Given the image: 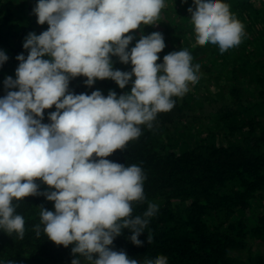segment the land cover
<instances>
[{
  "label": "clouds",
  "instance_id": "1",
  "mask_svg": "<svg viewBox=\"0 0 264 264\" xmlns=\"http://www.w3.org/2000/svg\"><path fill=\"white\" fill-rule=\"evenodd\" d=\"M164 7V0H38L33 14L49 27L25 37L28 55H17L15 79L6 76L7 94L0 98V230L7 235L24 238L25 218L17 208L25 197L43 195L55 210L40 206L33 232L57 246H72L71 264H168L163 254L141 261L113 249L125 229L142 247L139 237L158 205L149 201L134 216L133 204L146 200L147 177L136 164L107 159L139 138L141 126L152 129L157 115L174 107L173 97H183L199 80L200 65H193L188 48L157 63L164 36L145 35L142 26L156 25ZM188 12L200 46H217L223 54L246 35L224 0H194ZM137 29L139 39L129 50ZM112 57L130 63L131 71L114 69ZM8 59L0 50V67ZM81 76L88 87L111 79L120 89L131 83V91L70 92V81ZM53 106L51 122L43 123ZM37 180L48 190L41 192ZM152 241L149 232L147 242Z\"/></svg>",
  "mask_w": 264,
  "mask_h": 264
},
{
  "label": "trees",
  "instance_id": "2",
  "mask_svg": "<svg viewBox=\"0 0 264 264\" xmlns=\"http://www.w3.org/2000/svg\"><path fill=\"white\" fill-rule=\"evenodd\" d=\"M173 2L162 10L167 11V16L159 26H142L145 35L160 32L164 36L166 47L158 53L157 63L163 62L164 55L190 46L195 39L188 12L194 0ZM224 2L243 25L249 23L243 17L250 14L251 0ZM37 3L38 0H0V50L9 57L0 67V98L7 94L6 76L15 79L17 55H28L23 48L25 37L31 32L39 35L49 27L47 23H37L33 14ZM252 9L258 15L259 10ZM244 31L249 33V27ZM134 34L136 39L129 50L139 39L140 29L134 30ZM188 49L193 61L196 52L204 55L205 63L210 62L211 66L206 67L208 75L219 89L215 99L206 105L203 97L198 98L189 87L183 97H173L175 105L170 111L157 115L152 129L141 126L139 138L107 157L126 166L136 164L147 177L146 200L133 204L134 216L142 215L149 201H157L158 205L156 215L139 237L142 247L128 239L132 234L128 229L114 240L112 247L141 261L145 256L155 258L163 254L168 264H264V211L258 212L256 206L260 202L263 207L264 200V39L248 43L242 39L238 46L223 54L211 44H196ZM225 57L232 58L231 65L223 62ZM249 57L251 60L247 62ZM112 60L114 69L131 71L130 63L125 65L118 57ZM213 68L216 71L212 72ZM222 77L225 80L221 81ZM86 79L83 76L72 79L69 91L90 95L100 90L104 96L110 90L118 95L131 91V83L120 89L115 81L104 79L88 87ZM55 110V106L46 109L42 122L50 123L48 114ZM207 115L217 127L203 123ZM178 125L197 127V133L193 134L196 140L193 137L180 142L173 138L171 127L178 129ZM222 134L242 138L231 143H214V138ZM36 182L41 192L48 190L42 181ZM24 200L17 212L25 218V236L19 239L0 230V264L9 260H15L16 264H71L72 246H57L43 234L37 238L33 232L34 225L39 223V207L54 211V202L43 195ZM149 232L153 236L151 244L147 242Z\"/></svg>",
  "mask_w": 264,
  "mask_h": 264
},
{
  "label": "rangeland",
  "instance_id": "3",
  "mask_svg": "<svg viewBox=\"0 0 264 264\" xmlns=\"http://www.w3.org/2000/svg\"><path fill=\"white\" fill-rule=\"evenodd\" d=\"M173 1L174 0H169V1L164 0L165 7L162 10H165L168 7L169 2H171V4H174ZM251 2H252V8H254L255 10H259L258 11L259 13H258V15H256V13H254L253 9L251 8L250 10H248L250 12V14H248V16L243 17L245 22H249V23L244 24V28L249 27V33H247L243 38V41L245 43H248V41L261 40V38L264 39V0H251ZM162 10L160 13V19L157 20V22H156L157 26H159V23H161V20L163 21L164 16L167 14V11H162ZM196 44H197L196 40L192 39V42H190V46L186 45V46H188L186 48H190L191 46H195ZM250 48L252 49L253 45H251ZM195 54H197V55H195ZM237 54L238 53H236L234 56L236 57ZM193 55H194L195 60L192 61V63H193V65L198 63L200 65V71H199L198 82H196L194 84H190L189 85L190 90H191V92L196 93V96L198 98L203 97V99L205 101L204 104L210 105L209 103L212 102L213 99H215L214 96H215L216 92L218 91L219 87L213 83L215 80L212 81V79L210 78V75H208L209 70L206 67L211 66L210 62L205 63V61L203 60L204 59L203 54L199 55L198 53L193 52ZM225 58L226 59L223 62L226 63V61H227L226 64L231 65L230 63L233 61L232 58L231 57H225ZM219 60L222 61V59H219ZM250 60H251V58L249 57L247 62H249ZM211 61L213 62V64L215 63L214 59ZM220 65H221V63L217 64L216 66L219 67ZM216 69L217 68H213L212 72L216 71ZM222 78L223 79L221 81L225 80L224 77H222ZM204 113H206V112H204ZM197 114L200 115L201 112H197ZM209 119H210V116L207 115V119H206V121L203 120V123H205L206 125H211L214 128L217 127V124H215V123L211 124ZM178 126H179L178 129L175 127H171V129H172V137L175 139H179L177 141H180V142H182L184 139L190 140L191 138L195 137L193 134H196L197 130H198V128L193 126V125H192L193 127H189V128H188V126L185 128L182 125H178ZM180 128H182V129L179 130ZM240 138H242V137L239 135L231 136L228 134H222L221 136L219 135L217 138H214L213 141H214V143L219 145L222 143L224 144V142L231 143L232 140L235 141V140L240 139ZM193 139L196 140V137ZM223 139H226V141H224ZM155 203H157V201H155ZM259 204H260V202L256 203V206L258 208L257 211L263 213V211H264V200H263V207H260ZM254 249H256V247Z\"/></svg>",
  "mask_w": 264,
  "mask_h": 264
}]
</instances>
